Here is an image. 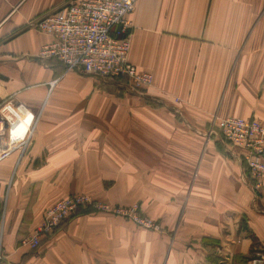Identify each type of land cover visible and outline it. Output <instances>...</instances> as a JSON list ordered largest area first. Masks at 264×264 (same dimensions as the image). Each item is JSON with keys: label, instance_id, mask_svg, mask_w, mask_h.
<instances>
[{"label": "crops", "instance_id": "obj_1", "mask_svg": "<svg viewBox=\"0 0 264 264\" xmlns=\"http://www.w3.org/2000/svg\"><path fill=\"white\" fill-rule=\"evenodd\" d=\"M73 0H0V117L32 139L0 161V264H264V180L211 134L215 118L264 125V0H137L133 91L39 58L33 25ZM178 100V101H177ZM88 195L138 205L159 229L87 210L31 251L46 212Z\"/></svg>", "mask_w": 264, "mask_h": 264}, {"label": "built area", "instance_id": "obj_2", "mask_svg": "<svg viewBox=\"0 0 264 264\" xmlns=\"http://www.w3.org/2000/svg\"><path fill=\"white\" fill-rule=\"evenodd\" d=\"M137 0H73L52 15L36 21L33 27L50 37L39 53L43 60L56 59L66 71L98 77L101 80L125 78L133 91L148 90L153 77L141 73L130 63V16ZM178 101V100H177ZM31 127L23 133L11 130L9 121L0 117V161L19 149H26L32 139ZM210 135L241 151V162L258 192L264 180V125L258 119L215 118ZM83 209L126 218L136 225L158 230L152 219L142 215L140 207L111 206L88 195H76L56 202L45 214L42 224L24 241L31 251L42 247L56 229ZM4 259L0 247V263Z\"/></svg>", "mask_w": 264, "mask_h": 264}, {"label": "trees", "instance_id": "obj_3", "mask_svg": "<svg viewBox=\"0 0 264 264\" xmlns=\"http://www.w3.org/2000/svg\"><path fill=\"white\" fill-rule=\"evenodd\" d=\"M87 210H89V209H83V210H81L79 213L86 212Z\"/></svg>", "mask_w": 264, "mask_h": 264}, {"label": "rangeland", "instance_id": "obj_4", "mask_svg": "<svg viewBox=\"0 0 264 264\" xmlns=\"http://www.w3.org/2000/svg\"><path fill=\"white\" fill-rule=\"evenodd\" d=\"M126 219V218H125Z\"/></svg>", "mask_w": 264, "mask_h": 264}]
</instances>
